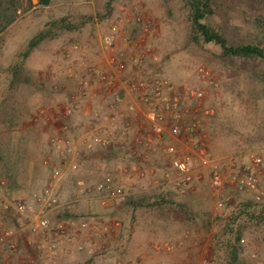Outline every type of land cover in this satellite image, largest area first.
<instances>
[{
  "label": "rangeland",
  "instance_id": "obj_1",
  "mask_svg": "<svg viewBox=\"0 0 264 264\" xmlns=\"http://www.w3.org/2000/svg\"><path fill=\"white\" fill-rule=\"evenodd\" d=\"M105 1L51 0L48 5L41 6L37 4L38 0H20L15 21L0 34V143L5 151L8 147H16L22 157L17 164L20 174L15 187H6L8 198L29 200L33 192L40 191L50 181L51 171L45 161L48 159L58 166L63 162L51 142L63 124L68 126L67 135L75 151L85 148L86 134L94 128L92 109L99 111V107L91 104L89 114L74 111L66 118L57 113V105L66 103L74 88L73 82L67 79V70L76 71L78 61L84 66H95L89 59L98 54L103 57V68H107L101 38L119 15L131 12L135 7L146 12L153 21L151 34L155 37L149 40L156 50L157 61L147 63L145 67L160 69L181 96L182 107L201 120V135L207 149L224 163L226 176L232 171V158L237 159V166L243 167L249 164L248 153L261 150L264 143V92L248 81L244 72L221 66L217 61L219 51L216 46L209 43L196 45L187 40L189 24L181 0H116L109 9L105 8ZM58 18H66L78 28L60 32L56 38L34 49L26 61L34 84L21 86L13 93L7 92L5 68L36 31ZM208 22L222 29L234 42L259 40L264 44V0H216L215 13ZM122 31L131 39L138 35L137 27L126 26ZM199 65L206 66L219 81L215 88L203 87L200 107L194 99L183 96L185 88L200 86L196 78ZM206 108H212L214 113L205 114ZM81 117L86 118L87 124L79 126ZM103 117L97 114L96 119L99 122ZM186 118L182 116L183 120ZM142 120L139 118L138 122ZM175 124L183 132L184 123ZM165 131L171 132L168 127ZM127 132L125 138L130 134ZM145 132L146 129H142V133ZM180 138L173 137L168 141L175 143L173 140ZM162 146L164 143L160 144ZM181 150L187 149L182 145ZM124 154L125 162L117 174L134 176V182H124L127 180L119 175L116 182L129 189L128 196L132 199L145 195L144 206L121 207L123 200L112 203L109 208L96 203L87 206L83 196L77 195L79 183L93 185L107 173L114 176V170L108 166L91 165V172L87 175L72 170L66 163L61 177L55 182L59 206L50 215V222L76 217L105 222L107 230L72 232L70 236L84 245L82 249L77 248V243L58 239L56 245L61 258H56L55 262L45 263V252L28 248L23 241L14 252L0 246V264H6V259L7 264H175L179 260L170 257L175 252L181 255L180 263L210 264L213 258L211 235L219 228L220 219L228 217L239 203L253 199L252 193L237 192L231 183L226 182L221 191L229 194L232 201L219 207L207 170L196 171L192 187L177 191L170 185L153 186L154 180L161 179L162 174L170 170L165 157V164H148L146 169L152 168V171H147L142 165L137 167L142 161L133 159L126 150ZM140 172L144 173L141 178ZM257 172L261 184L264 182V167H258ZM0 179L7 180L1 168ZM157 195L163 197L160 204L154 203ZM178 204L184 205V209ZM111 209L118 212L110 222L112 226L115 227L121 219L119 227L124 225L125 229L124 234L115 237L116 241L120 240L119 244L112 247L108 245V213ZM187 213H209L214 220L206 230L199 227V219L196 223ZM14 223L9 217L0 215V226L12 227ZM241 225V259L247 264H264V222ZM111 250L114 252L109 254ZM31 260L33 263L28 262Z\"/></svg>",
  "mask_w": 264,
  "mask_h": 264
},
{
  "label": "built area",
  "instance_id": "obj_2",
  "mask_svg": "<svg viewBox=\"0 0 264 264\" xmlns=\"http://www.w3.org/2000/svg\"><path fill=\"white\" fill-rule=\"evenodd\" d=\"M126 26L137 27L138 35L134 39L122 31ZM152 26L153 21L149 15L138 7L119 15L100 42L107 68L84 66L80 62L79 71L68 69L66 76L73 82L74 88L68 101L57 105V113L66 118L81 109L84 102L95 100L98 92L93 86L97 83L108 94V113L96 127L87 132L83 141L86 148L116 146L120 143L121 135L131 130L135 144L129 145L127 151L133 159L144 162L148 160L149 153L139 149L136 143L146 147L154 139L160 141L168 127L173 137H181L182 143L170 142L164 146L163 153L170 170L164 172L161 179L154 180L153 186L170 185L177 191H185L191 187L196 177L195 172L205 169L208 171L211 187L218 196L219 207L232 201L229 194L221 191L226 182L231 183L237 192L252 193L255 201L264 200V182L259 183L257 172L258 167H264V143L260 151L248 153L249 164L246 166H237V159L232 158V171L226 176L224 163L213 157L207 149L201 135V120L182 107L181 96L160 69L145 67L147 63L155 64L157 61L156 50L151 39L149 40L150 37H155L151 34ZM74 48L77 49V46ZM196 78L200 86L185 88L183 96L194 99L200 107L203 87L215 88L219 81L204 65L197 67ZM204 113L210 115L214 110L206 108ZM182 116H186L187 120H183ZM139 118L143 120L138 122ZM130 123L144 124L131 128ZM175 123H184L183 132ZM144 128L145 134L142 133ZM67 131L68 126L63 124L60 133L51 138L53 147L63 162L58 166L48 159L45 161L51 171V179L40 191L33 192L29 200L8 198L5 195L7 183L0 179V215L15 222L12 227L0 226V246L14 252L18 249L19 242L23 241L28 248L43 250L47 257L45 263L61 258L56 245L58 239L77 243V248L82 249L84 245L70 236L72 232L94 233L108 228L105 222L76 217L50 222V215L59 206L55 182L63 173V165L69 163L72 170L84 165L83 162L75 163L73 160L80 155L79 151H75ZM182 145L187 150L182 151ZM139 175L141 178L144 173L140 172ZM79 184L77 195L93 200L101 207H106L108 202H120L129 193V189L117 183L110 173L93 185H85L83 182ZM28 262L33 263L32 260ZM5 263H8L7 259Z\"/></svg>",
  "mask_w": 264,
  "mask_h": 264
},
{
  "label": "trees",
  "instance_id": "obj_3",
  "mask_svg": "<svg viewBox=\"0 0 264 264\" xmlns=\"http://www.w3.org/2000/svg\"><path fill=\"white\" fill-rule=\"evenodd\" d=\"M116 0H106L105 8ZM186 7V20L189 24L187 40L196 45L212 44L218 48L217 61L228 69L236 68L245 73L248 81L258 85L264 92V44L259 40L246 42L232 41L222 29L212 26L208 19L215 13L216 0H181ZM51 0H38L37 4L46 6ZM20 7V0H0V34L11 25ZM78 27L66 18L51 20L36 31L27 41L23 50L17 52L14 59L5 68L6 90L13 93L21 86H31L34 79L26 66V61L32 51L43 42L56 38L60 32L73 31ZM0 143V168L6 176L8 189L15 187L20 170L17 167L22 160L20 151L16 147L7 151ZM163 200L157 195L154 203ZM121 207H142L145 205V195L136 199L126 197ZM182 207L184 205L178 204ZM184 209V208H183ZM191 220H200L199 227L209 229L214 217L209 213H187ZM246 222H264V203L251 199L239 203L228 217L221 218L219 228L212 233V256L210 264H247L241 259L242 231L241 224ZM197 223V222H196ZM251 264V263H248Z\"/></svg>",
  "mask_w": 264,
  "mask_h": 264
},
{
  "label": "crops",
  "instance_id": "obj_4",
  "mask_svg": "<svg viewBox=\"0 0 264 264\" xmlns=\"http://www.w3.org/2000/svg\"><path fill=\"white\" fill-rule=\"evenodd\" d=\"M97 48V47H96ZM77 55V54H76ZM78 56V55H77ZM78 58V57H77ZM91 59H89L95 66L97 67H103L105 66L104 65V62H103V57H101L99 54L98 55H91L90 57ZM79 62V61H78ZM77 62V66H76V70H80L79 68V62ZM95 80V78H93ZM95 83V82H94ZM93 88L98 92V97L95 99V100H88L86 102H84L83 106L81 109H79L78 111L82 114H89L90 113V110H89V107L93 105H96L99 107V111H94L93 110V114H94V126L93 127H96L98 123V119H96V116L97 114H100L101 116H105L107 113H108V101H109V97H108V94L104 91L103 87L100 86L99 84L95 83ZM108 99V101H107ZM80 122L82 123H79V126L80 125H84V124H87L85 123L86 122V118L85 117H81L80 119ZM91 124V123H90ZM144 124V123H143ZM137 125H142V123H130V126L131 128H134L136 127ZM127 133H130L128 135L127 138H125L124 136H126V133L125 135H121V138H120V143L116 146H113V147H110V148H100V147H97V146H93L91 148H86L85 147V144H84V149H80L83 150L82 154L80 156H77L76 158L74 157L73 160L75 161V163H78V162H83V166H80V167H77L76 171H82V173H85V174H90V166L91 165H95V166H108L110 169L114 170V178L116 179V177H118L119 175V178L123 179V180H127V181H124V182H128V183H131V182H134V176L129 178L128 175L122 177V173L121 174H117V171H118V168L121 166V164H124V159L126 157V154H124V150H128V145H131V144H135L134 142V136L132 135V132L131 130H128ZM171 133L168 131H165L162 135V140L158 141L156 139L153 140V142L150 143L149 146H144V145H141V143H136V146L141 149V150H147L148 153L150 154L147 161H144V162H139L137 164V167L138 166H143L145 167L146 169V166L148 164L150 165H163L165 164V161H164V147H160V144L164 143V146H165V143H170L169 138H173V137H170ZM168 138V139H166ZM127 139H128V142H127ZM175 143H179L181 144L182 143V140H176L174 139L173 140ZM148 147V148H147ZM79 151V152H80ZM153 153V154H152ZM147 170V169H146ZM75 171V170H74ZM147 171H152V168H149ZM89 172V173H88ZM148 173V172H147ZM195 181V179H194ZM193 181V182H194ZM144 183V180L142 179V184ZM192 187V185H191ZM83 200H86L85 203L88 204L87 206H90V205H93V203L97 204V202L95 201H89L87 200V198H82ZM112 203L108 202V208L111 205ZM112 208V207H111ZM115 215H118V212L117 211H114L111 209V211H109L108 213V223L110 224L109 225V230H108V245L109 246H114L116 244H119L120 240L116 241L115 240V237H117L119 234H124L125 232V229H123V226L119 227V224H120V221H117L115 223V227L112 226V224L110 223L114 218H115ZM134 222V221H133ZM113 223V222H112ZM124 224V223H123ZM184 238H187L186 236H184ZM177 243V242H176ZM118 251V250H117ZM114 251H109V254L113 253ZM180 253H177L175 252L173 255H171L170 257L174 260H179L178 262H176L175 264H183V263H180ZM182 258V257H181ZM73 262H76V260H74Z\"/></svg>",
  "mask_w": 264,
  "mask_h": 264
}]
</instances>
